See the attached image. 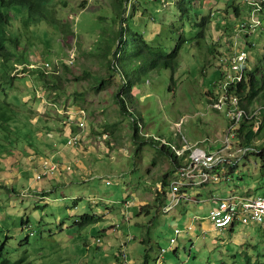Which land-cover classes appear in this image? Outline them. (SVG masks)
<instances>
[{"label": "rangeland", "instance_id": "1", "mask_svg": "<svg viewBox=\"0 0 264 264\" xmlns=\"http://www.w3.org/2000/svg\"><path fill=\"white\" fill-rule=\"evenodd\" d=\"M177 1L56 0L57 17L74 34L64 37L42 23L21 25L20 49L9 65L0 59V264H123L121 249L129 253L128 264H145L146 256L147 264H264V225L219 231L206 220L218 204L214 199L233 191L253 198L264 195L261 156L251 152L220 183L193 188V199L172 213L163 211L167 200H156L158 186L176 176L171 144H182L180 135L189 145L205 141L198 145L202 150L222 149L229 133L226 108L217 111L208 98L227 82L225 46L252 12L243 0H197L191 18L182 19ZM231 4L240 15L228 8ZM0 10L29 14L26 7H8L1 0ZM204 17L211 23L201 28ZM256 18L261 28L236 38L262 90L252 108L264 105V11ZM137 35L167 53L182 40L176 64L155 69L139 48L137 58L127 60L121 49L122 70L114 71L109 59L119 40L138 47ZM24 60L25 67L20 65ZM45 61L51 69L60 67L55 71L59 76L41 78ZM17 66L23 71L11 75ZM128 81L131 115L120 111L115 98ZM77 108L87 111V136L69 143L76 127L64 123L65 115ZM133 120L144 136L139 143L133 139ZM46 123L55 136L45 134ZM58 128L67 133L59 134ZM103 134L110 138L99 139ZM263 134L256 140L262 148ZM38 137H49L48 146L41 141L43 148H36ZM36 149L42 161L52 159L70 169L37 180L42 166L29 161ZM128 202L132 204L126 208ZM84 215L98 220L80 226ZM194 217L201 220L187 233ZM175 230L182 234L172 245Z\"/></svg>", "mask_w": 264, "mask_h": 264}, {"label": "built area", "instance_id": "2", "mask_svg": "<svg viewBox=\"0 0 264 264\" xmlns=\"http://www.w3.org/2000/svg\"><path fill=\"white\" fill-rule=\"evenodd\" d=\"M243 2L251 5L252 12L247 22H242L238 24L239 27H236L235 30L240 33L229 38L225 46L227 52L224 56V64L229 70L227 82L221 85L220 89L217 88L215 93H210L209 98L210 104L217 111L224 112L223 108H226L225 112L229 120V133L222 141V149L216 152L198 148V145L205 143V141L189 145L186 138L181 135L182 144H171V150L178 159L182 158V163L176 170V176L169 179L170 182L167 188L160 185L156 189V191L165 195L167 201L164 204L163 211L166 214L172 213L182 202L192 200L190 191L193 188L206 186L211 183H220L251 152H264L263 149L259 150L256 147H244L239 137L243 123H254L256 129H259L264 123V106L246 110L241 107V100L236 93L238 84L245 79L249 60L248 53L241 49L236 38L239 34L253 33V30L261 28L262 23L256 17L263 12L264 6V0H243ZM51 68L50 62H43L42 69L48 75L55 73V71L59 72L60 67ZM23 69V66H17L14 72L19 75L16 70L23 71ZM220 91H223L224 94L221 95ZM77 109L69 115L64 114L66 125L70 123L76 127V131H72L69 136V143H80L83 135L87 136L85 135L86 131H88L86 123L87 111L84 108ZM108 138H110L108 134H103L99 137L103 141H107ZM256 140L257 138L254 141L255 143L257 142ZM41 166L43 168L36 175L37 180L41 179L42 176L57 174L63 167H65L64 169H70L68 165H62L47 158L42 161ZM108 184L110 183L108 182ZM214 200L218 204L210 209L206 218L214 229L225 231L228 229L233 230L237 225L242 227L264 225V195L253 198L238 195L233 191L226 198ZM197 220L201 219L198 217L192 219L190 225L186 228L187 233L193 229V223ZM174 233L176 237L170 240L172 245L177 243L178 237L182 234L180 230H175ZM118 257L123 264H128V251L121 249Z\"/></svg>", "mask_w": 264, "mask_h": 264}, {"label": "trees", "instance_id": "3", "mask_svg": "<svg viewBox=\"0 0 264 264\" xmlns=\"http://www.w3.org/2000/svg\"><path fill=\"white\" fill-rule=\"evenodd\" d=\"M118 3L120 0H116ZM197 0H178L177 1V9L179 11L180 17L182 19L187 18L190 19L191 15L193 13V10H195V4L194 2ZM201 1V0H198ZM2 4L8 7L11 6H23L26 7L29 11V14L27 16H23L21 14V11L18 12L16 15H12L9 12L1 11L0 10V59L3 62V65H9L11 59L15 57L16 52L19 50L20 47V33L22 32L21 30V25L22 26H28V28H35L37 24L44 25L47 27L48 31L49 29L52 30H58L62 33H64V37H67L69 34H74L72 31V28L69 23H63V21L57 17L56 15V0H1ZM228 8H232L233 12L235 15H239L238 11L239 8L231 4V6H228ZM135 11V10H134ZM263 11H264V6H263ZM228 14V13H227ZM209 18V17H208ZM207 17H204L200 23L201 28H205L207 24H210L211 21ZM16 20V24L13 22ZM45 24H44V23ZM13 25H15V30L13 29ZM27 28V29H28ZM21 29V30H20ZM123 33V31H122ZM133 33V32H132ZM138 38L134 39L136 41H139L138 47L136 45H131L129 40H125L124 43L119 40L118 43V50H114L112 53L113 58L109 59V64L111 68H114V71H117L119 69L122 70V66L119 64V59L121 57V49H123V55L125 60L127 59H133L137 58L138 50L139 48L143 53H144V61L151 64L153 68L155 69H165L168 68L169 65H175L177 62L178 58V53L181 49L182 45V40L177 44L176 49L173 53H167L165 52L162 48H157L154 47L152 44L147 43L144 38L141 35H137ZM200 36L203 37V32L200 33ZM100 44V43H99ZM103 49L102 47H99ZM108 48V46H107ZM106 48V49H107ZM103 55L105 56V50H102ZM19 60V59H18ZM24 67L27 65L26 60L22 62ZM68 65V64H64ZM37 67H34V69H37ZM15 70V68H13ZM41 69V68H40ZM121 74V72L119 71ZM256 72L253 70H248L246 72L245 79L243 80L242 83L238 84V87L236 88V93L240 98V105L242 108H245L246 110H252L258 107H263L262 106H257V107H250L254 105L257 100V97H260L259 93L262 91L259 88V85L257 83L256 79ZM41 78H44L45 75H47L43 69H41ZM54 76H59L60 73H52ZM11 75H17L14 71H11ZM122 75V74H121ZM123 77V76H121ZM103 77L100 82L103 83L104 81ZM43 81L46 83L48 82L46 79H43ZM100 83V84H101ZM130 82L128 81L127 84H124L119 91L115 94V98L117 101L118 106L120 107V111L123 114H129V110L127 109V104H128V95L131 94L133 91L128 88V85ZM55 86V83L53 84ZM130 90V91H128ZM56 95V92H54ZM210 95V94H209ZM55 99V97L53 98ZM209 102L210 99L208 98ZM133 124V139L135 143H139V141L142 139L139 134V129L138 124L136 121H132ZM65 123V121H64ZM66 124V123H65ZM73 131H76L74 128ZM246 132V133H245ZM264 132V123L260 126L259 129H256V126L254 123H243L242 128L240 130L239 137L241 139V144L246 147H256L259 150H262V147H257V144L254 142L256 138H258L261 134ZM264 135V134H263ZM147 137V136H145ZM180 138V136H179ZM162 150H165L164 147H161ZM264 150V147H263ZM172 151V150H171ZM262 158H264V152L262 153H255ZM172 169L175 171L177 168L181 165L182 160L178 159L176 155L172 152ZM170 182V181H169ZM169 182H163L162 185H164L165 188L169 185ZM207 186V185H206ZM203 187V186H202ZM192 191V190H191ZM190 191V193H191ZM193 198V197H192ZM162 200H165V195L162 194L161 192L157 191V198L156 200L159 201L157 202L158 204H162ZM161 201V203H160ZM165 203V202H164ZM163 203V204H164ZM145 209V207L142 208V211ZM98 218L96 215H84L82 216V219L80 221V226H87L90 224H93L97 222ZM131 240H134L131 238ZM145 243V240L142 241V244ZM2 251L3 247H0V258L2 257ZM165 253V252H164ZM163 253V254H164ZM128 258H129V253H128ZM130 259V258H129ZM145 264H147V256L145 258ZM2 264H8L7 262H4Z\"/></svg>", "mask_w": 264, "mask_h": 264}, {"label": "crops", "instance_id": "4", "mask_svg": "<svg viewBox=\"0 0 264 264\" xmlns=\"http://www.w3.org/2000/svg\"><path fill=\"white\" fill-rule=\"evenodd\" d=\"M240 15V14H239ZM235 16V15H234ZM225 48V47H224ZM20 49V48H19ZM27 61V60H26ZM20 65H23L22 63L20 64ZM31 111V110H30ZM32 112V111H31ZM37 115V114H36ZM38 117H39V115H37ZM47 124V126L44 128V131H45V134H47L48 132H50L49 134H50V136L52 137V134L55 136V134H54V132L52 131V129H53V126H48V124L49 123H46ZM59 129V134H63V133H67V132H65L64 130H63V128H61V130H63V133H61L62 131L60 130V128H58ZM40 133H42V132H40ZM52 133V134H51ZM69 133V132H68ZM38 135H39V133H38ZM39 138V137H38ZM42 141V142H41ZM39 142H41V143H43V145H44V147H47L48 146V144H49V142H50V138L48 137L47 139H43V138H39L38 139V142L36 143V148H40V149H42L43 148V146H41L40 145V143ZM67 142H68V139H67ZM56 143H54V145H55ZM68 145V144H67ZM31 156L29 157V161H30V163H31V165H34L35 167H37V168H39L40 167V164H42V160H41V158L37 155V149L36 150H32V153L30 154ZM19 162H21V159H20V161ZM36 162V163H35ZM37 162H39V163H37ZM20 165H22L23 166V164L22 163H20ZM43 168V167H42ZM42 170V169H41ZM234 172V171H233ZM232 172V173H233ZM200 196H201V194H200ZM208 200H211V199H208ZM135 203V205H137V204H139V202L138 201H136V202H134ZM132 203H126V208H128V206H130ZM93 212H94V210H93ZM107 212V211H106ZM95 213V212H94ZM124 215H126L128 218H130V214H128V213H124ZM111 216V215H110ZM128 218H127V220H128ZM128 221H130V220H128ZM110 227L112 228V223L110 224ZM209 228L210 229H212V230H215L214 229V227L209 223ZM113 230V232L115 233V231H114V229H112ZM120 233H122L121 234V236L118 234V237L120 236V237H122L123 236V232H120ZM126 237V236H125ZM142 241L143 240H140V242L142 243ZM128 244V243H127ZM120 245V244H119ZM116 254H118V252H117V250H116ZM115 254V255H116ZM132 263H133V261H132V259L130 260ZM116 264V263H115ZM134 264V263H133Z\"/></svg>", "mask_w": 264, "mask_h": 264}, {"label": "bare ground", "instance_id": "5", "mask_svg": "<svg viewBox=\"0 0 264 264\" xmlns=\"http://www.w3.org/2000/svg\"><path fill=\"white\" fill-rule=\"evenodd\" d=\"M227 68V67H226ZM229 121V120H228ZM245 124V123H244ZM246 133V132H245ZM255 147V146H254ZM258 147V146H257ZM263 149V148H262ZM166 199V198H165ZM126 245V244H125ZM123 248V247H122Z\"/></svg>", "mask_w": 264, "mask_h": 264}]
</instances>
